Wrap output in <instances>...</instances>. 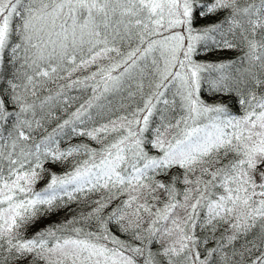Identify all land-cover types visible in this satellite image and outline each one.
Returning <instances> with one entry per match:
<instances>
[{"label": "snow or ice", "instance_id": "1", "mask_svg": "<svg viewBox=\"0 0 264 264\" xmlns=\"http://www.w3.org/2000/svg\"><path fill=\"white\" fill-rule=\"evenodd\" d=\"M24 261L264 264V0H0V264Z\"/></svg>", "mask_w": 264, "mask_h": 264}, {"label": "trees", "instance_id": "2", "mask_svg": "<svg viewBox=\"0 0 264 264\" xmlns=\"http://www.w3.org/2000/svg\"><path fill=\"white\" fill-rule=\"evenodd\" d=\"M223 14H221L222 16ZM221 17H209L206 18L204 20H200L199 24L203 25V24H207V23H212L215 22L216 20L220 19ZM238 55L237 52H228V51H208L205 52L203 49H200L198 52V55L195 57V59H197L200 62H219L222 60H228V59H233ZM6 71L7 72H11V66L7 64V57H6ZM50 87H55V86H50ZM70 95L72 96H81L82 93L79 90H72L70 93ZM202 96L205 100H207L208 102H215L217 100H224L225 102L229 103L231 109L233 112L239 113L241 111V109L239 108V106L236 104L235 99L233 96H225V97H220V96H211L208 95L205 92H202ZM57 115H62V113L57 112ZM53 127L55 126L54 124L52 125ZM71 143H90L92 147H98V145L95 142L89 141L86 138H76L72 141H70ZM68 142H65L62 146L66 147ZM50 170L53 172H56L57 174L62 173L63 171H65V166L62 165H55V166H49ZM182 172V170L180 169H175L173 170L170 175L175 176V175H179ZM47 177L42 180L41 182H39L36 185L37 190L43 188L45 186V184L47 183ZM163 179L167 180L168 177H163ZM177 189L179 191H183V183H178L176 185ZM111 210V208H109V211ZM81 211V206L73 203L70 204L67 207H61L56 209L53 212H46L44 213L33 225H30L26 230H25V236L26 237H31L32 235L35 234L36 231H39L51 224H59L64 222L65 220L71 219L73 215L78 214ZM112 231L121 237V239H128V236L122 235L116 228L115 225H111ZM255 234V232L251 233L248 235L247 239L251 240L253 238V235ZM244 243V240L241 239L240 243H238L236 245L237 248H240L241 245ZM212 244H209V247H211ZM158 248V245H154L153 246V250L155 251ZM30 259V258H29ZM23 264H28L27 261H24Z\"/></svg>", "mask_w": 264, "mask_h": 264}]
</instances>
